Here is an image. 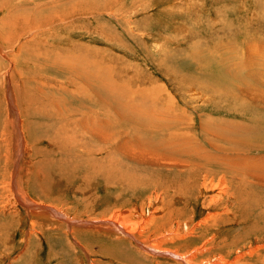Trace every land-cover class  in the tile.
I'll return each mask as SVG.
<instances>
[{"label": "rangeland", "instance_id": "obj_1", "mask_svg": "<svg viewBox=\"0 0 264 264\" xmlns=\"http://www.w3.org/2000/svg\"><path fill=\"white\" fill-rule=\"evenodd\" d=\"M0 264H264V0H0Z\"/></svg>", "mask_w": 264, "mask_h": 264}, {"label": "bare ground", "instance_id": "obj_2", "mask_svg": "<svg viewBox=\"0 0 264 264\" xmlns=\"http://www.w3.org/2000/svg\"><path fill=\"white\" fill-rule=\"evenodd\" d=\"M19 136V138L16 136V140H17V153H18V159H19V156H21V154H23V148H22V143H21V141H22V139L20 138V135H18ZM19 161V160H18ZM25 199V198H24ZM28 207H34V205H35V203H29V204H26ZM46 207V206H45ZM129 234H130V232H129Z\"/></svg>", "mask_w": 264, "mask_h": 264}]
</instances>
